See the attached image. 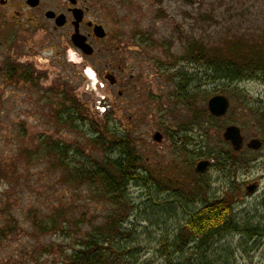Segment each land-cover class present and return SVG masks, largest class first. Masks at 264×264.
<instances>
[{
  "label": "rangeland",
  "instance_id": "obj_1",
  "mask_svg": "<svg viewBox=\"0 0 264 264\" xmlns=\"http://www.w3.org/2000/svg\"><path fill=\"white\" fill-rule=\"evenodd\" d=\"M14 1L18 7L13 9L22 12L23 0ZM86 1L101 15L112 34L109 41L115 50V66L86 59L69 45L64 31L52 29L44 15L38 23H31L23 16H8L9 8L0 5V63L9 59L31 65L40 77L32 86L23 82L9 83L0 76L3 119L0 153L8 158L0 165L18 166L10 170V178L0 179V264L62 263L61 252L72 250L67 227H76L68 223V219L81 221L82 204L86 202L104 207L91 198L88 188L68 183L65 171L53 166L52 161L32 160L27 155L38 151L39 142L48 139L70 145L71 150L83 146L85 153L96 159L103 156L101 146L92 144L80 131L57 123L55 108L59 99L55 100L53 95L48 99L52 91L70 92L87 110L93 130H97L96 125L112 121L122 131L132 133L147 166L165 181L175 184L178 181V185L182 181L186 184L194 181L204 185L203 190L208 189L209 196L198 190L196 193L187 191L180 199L176 192L168 190L164 180L151 189L131 184L129 195L135 209L127 225L130 236L126 242H130V247L135 245L142 249L139 254L135 252L137 256L129 258V262L139 259L138 264H163L156 254L160 231L184 217L181 205L198 208L225 189L229 183L226 171L210 167L198 175L195 167L206 159V150L218 143L219 136L223 137L229 125L241 127L245 143L253 138L263 141L260 150L249 149L245 144L236 175L231 177L235 187L242 189L239 199L242 218L263 228L264 119L261 113L264 111V79L257 76L242 81L215 80L204 76L200 64L184 59L189 40L206 43L208 50L242 34L264 41V0ZM201 14L206 18L199 16ZM12 19L19 22L16 24ZM87 68L96 71L104 87L97 86V91L90 88L85 74ZM113 68H118L121 75L118 88L123 91L122 98L99 75ZM182 88L186 92L190 89V94L207 91V94L197 93L200 94L195 101L197 111L203 113L208 109L209 100L219 94L229 98L231 109L219 121L208 122L204 117L203 125L189 124L191 110L177 101ZM99 95L111 105L109 121L98 111ZM68 105L65 103L63 109ZM157 132L163 135L160 142L153 137ZM250 184H257L253 193L247 192ZM171 197H175L174 200ZM174 207L178 213L175 222L162 213ZM62 212L57 230H41V225L51 222L47 219ZM95 215L97 212L86 215L87 220L80 226ZM225 241L235 250V264H264V239L248 242L242 235H231L220 247H224Z\"/></svg>",
  "mask_w": 264,
  "mask_h": 264
},
{
  "label": "trees",
  "instance_id": "obj_2",
  "mask_svg": "<svg viewBox=\"0 0 264 264\" xmlns=\"http://www.w3.org/2000/svg\"><path fill=\"white\" fill-rule=\"evenodd\" d=\"M213 12L217 13L215 10ZM186 47L188 52L184 60L200 64L204 68L205 77L229 81H242L257 76L264 79V41H260L259 38L242 34L234 36L220 47L209 50L206 43L189 40ZM37 75L31 65L18 64L9 59L0 63V76L9 83L23 82L35 86L40 78ZM188 91L182 88L177 95V101L191 110L192 121L189 124L203 125L201 119L204 117L208 122L219 121L208 109H204L203 113L197 111L195 101L200 95L197 93L207 94V91L197 93L194 91L191 94L190 89ZM50 95L55 96V100L59 99L58 107L55 108L57 123L67 126L70 130L80 131L92 144L99 145L104 150L101 159H96L86 154L83 146L71 150L70 145L43 139L39 142L38 151L27 153L32 160L52 161L53 166L57 165L65 171V180L68 183L88 188L91 198L103 203L104 206L101 208L97 205L93 206L92 202H86L82 204L84 210L81 221L68 219V223L76 225L75 228L67 227L72 250L61 252L64 260L60 264L140 263L139 259L134 263L128 261L129 258L132 260L134 255L137 256L135 252L139 254L142 249L136 248L135 245L130 247V242H126L130 236L127 234V225L135 209L129 195V187L131 184H139L151 189L154 184H160L164 179L147 166V162L137 150L138 146L133 134L128 130L122 131L119 126L109 121L111 113L105 116V121H109L108 123L96 125L97 130H93L94 125H89L87 110L70 92L52 91L48 99L52 98ZM65 103L69 104L67 109H63ZM261 114L264 119V111ZM1 123L3 119L0 115V132ZM219 138L218 143L206 150L204 158L212 161V168L221 172L226 171L225 175L229 178V183L219 196L198 208L190 209L181 205L185 214L180 220L177 219L178 222H175L178 214L175 207L168 211L162 210V213L175 222L171 227L167 225L160 231L156 254L163 260V264H235L234 248L227 241L223 242L224 247H220L225 238L242 235L248 242L264 239V227L252 223L250 219L242 218L239 212L242 189L235 187L231 181V177L236 175L238 160L243 151L236 156L231 144L222 136ZM7 161L8 158H4L3 153H0V163ZM17 167L16 164H9L6 167L0 165V179L10 178L12 174L10 170ZM175 182L177 184L164 180L163 184H167L170 192H176L177 198L181 199L182 194L186 196L187 191L196 193L197 190L200 193L206 192L209 196L208 189L203 190L204 185L194 181L187 184L182 181L180 185L178 181ZM174 198L170 199L174 200ZM94 212H97V215L90 218L83 227L80 226L87 220L86 215ZM62 214L63 212L47 219L51 222L41 225V230H57ZM50 249L54 253L52 246Z\"/></svg>",
  "mask_w": 264,
  "mask_h": 264
},
{
  "label": "flooded vegetation",
  "instance_id": "obj_3",
  "mask_svg": "<svg viewBox=\"0 0 264 264\" xmlns=\"http://www.w3.org/2000/svg\"><path fill=\"white\" fill-rule=\"evenodd\" d=\"M28 1L29 0L22 1V12L15 11V9H13L18 7L17 1L14 0H0V5L3 8H9L10 11L8 10V16L11 15L12 18L16 16H23L31 23H38L44 15V17L48 20V23L50 22L49 25L52 26V29L64 31L68 36L69 45L79 51L86 59H94L98 63L108 62L109 67H112L114 64L117 65V63H114L116 62L114 55L115 50L114 47L110 45L109 41L112 34L108 30V27L106 26L105 21H103L101 15L99 13H95L94 10H92L91 5H89L86 0H37L36 6H32ZM48 12L55 14V16L47 17ZM60 16H63L65 21L62 26L57 25V19ZM3 17L4 16H2L1 19H3ZM11 21L16 24L19 22L15 19H12ZM99 27L103 28L100 32L104 34L103 37L98 36L96 33V29ZM75 35H77L76 40L79 44H87L89 46L88 47L86 45V48L90 51V54L84 53L83 49L75 44ZM83 38H85L86 42L83 41ZM117 70L118 68H113L110 71H105L104 74H100L99 70L98 73L106 83L110 84L111 87L117 90L118 95L122 98L123 91L118 88L121 82L119 76L121 75L118 74ZM173 97L175 98V89ZM173 112H175V108H173Z\"/></svg>",
  "mask_w": 264,
  "mask_h": 264
},
{
  "label": "water",
  "instance_id": "obj_4",
  "mask_svg": "<svg viewBox=\"0 0 264 264\" xmlns=\"http://www.w3.org/2000/svg\"><path fill=\"white\" fill-rule=\"evenodd\" d=\"M28 2L32 6L37 5V0H29ZM54 16L55 14L53 13H50V12L47 13V17H54ZM64 23H65L64 17L63 16L58 17L57 25L62 26ZM102 30H103L102 27H99L96 29V33L98 34V36H101V37L104 36V34L100 33ZM76 36L77 35H75V38H74L75 44L77 46H80V48L83 49L84 53L90 54V51H88L86 48L88 45L86 44L87 45L86 46L85 44H79L78 41L76 40ZM79 36L82 37L81 35ZM83 41L86 42L85 38H83ZM230 108H231V102L229 98L222 94L213 96L208 102V110L211 113V115H213L216 118H223L224 116H226L228 112L230 111ZM223 137L226 141L232 144V147L236 153L240 152L242 148L244 147L245 137L242 134L241 128L237 125L227 126L223 133ZM154 139L160 142L163 140V135L157 132L154 135ZM247 146L248 148L253 149V150H260L263 146V141L260 139L253 138L247 142ZM210 165H211V161L202 160L197 163L196 171L198 173H204L210 167ZM256 188H257V184H251L247 187V191L248 193H253L256 190Z\"/></svg>",
  "mask_w": 264,
  "mask_h": 264
},
{
  "label": "built area",
  "instance_id": "obj_5",
  "mask_svg": "<svg viewBox=\"0 0 264 264\" xmlns=\"http://www.w3.org/2000/svg\"><path fill=\"white\" fill-rule=\"evenodd\" d=\"M71 59H72V56H71Z\"/></svg>",
  "mask_w": 264,
  "mask_h": 264
}]
</instances>
